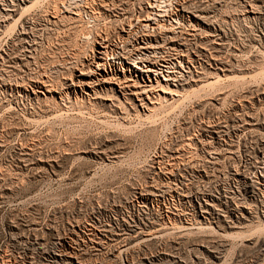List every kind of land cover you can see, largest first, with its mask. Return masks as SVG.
Here are the masks:
<instances>
[{
	"label": "rangeland",
	"instance_id": "374dc122",
	"mask_svg": "<svg viewBox=\"0 0 264 264\" xmlns=\"http://www.w3.org/2000/svg\"><path fill=\"white\" fill-rule=\"evenodd\" d=\"M147 2L0 0V264H264V0Z\"/></svg>",
	"mask_w": 264,
	"mask_h": 264
},
{
	"label": "bare ground",
	"instance_id": "6f19581e",
	"mask_svg": "<svg viewBox=\"0 0 264 264\" xmlns=\"http://www.w3.org/2000/svg\"><path fill=\"white\" fill-rule=\"evenodd\" d=\"M142 1H144V0H142ZM172 1V0H171ZM184 1V0H183ZM145 2H147L146 0H145ZM165 2H169V3H171L170 2V0H149V2H147L148 3V5H147V12H146V15L142 18V19H140V16H138L139 18H138V21H137V23L138 24H141V26L143 27V29H142V32H144V33H142L141 35H139L138 36V34H137V36H138V38L136 39V46H134L133 47V49L131 48V50H130V52H129V54H127V55H129L130 56V60L131 59H133L134 61H135V68H136V70L137 71H134L135 72V76H136V78H139V79H141V80H145V78H144V74H146V75H149V76H147L149 79V83L151 82V79H150V75L152 76H154L155 77V80H156V84L159 86V87H161V86H165V88H166V86H167V88L169 87V88H171V85L172 84H170V81H172V74L174 73V72H172V71H174V68H171L170 67V65H169V62L167 63V62H165V61H160V60H158V59H155L156 58V51L159 49H161V48H163V46H167V48H168V46L170 47V48H172V47H175V44H176V41L178 42V40H176L175 41V38L176 39H178V37L176 36V34H174V35H170L172 32L171 31H169V32H171L170 34H168V33H165V32H158V30L160 29H158V25L160 26V22L161 21H167L168 20V22L169 21H171V22H173V23H177V19H180V18H182V17H180L178 14H172L171 12H168L167 13V11L164 9V7H162V5L161 4H164V5H166L165 4ZM178 2H179V0H178ZM187 2V1H186ZM144 3V2H143ZM128 4V3H127ZM181 4H182V2H181ZM186 4V3H185ZM144 5V4H143ZM142 5V6H143ZM163 5V6H164ZM175 5H176V3H175ZM141 6V7H142ZM167 6H169V4H167ZM171 7H172V5H171ZM171 7H169V8H171ZM175 7V6H174ZM184 7V6H183ZM144 7H142L141 9H143ZM166 8V7H165ZM169 8L167 7L166 9H168V11H171V10H169ZM173 8V7H172ZM187 8H188V6H187ZM163 10H165V11H163ZM142 11V10H141ZM140 11H138V13H139ZM179 12H181V11H179ZM184 12V11H183ZM186 12V11H185ZM128 13V12H127ZM144 13V12H143ZM140 14H142V13H140ZM139 14V15H140ZM145 14V13H144ZM143 14V15H144ZM123 15V14H122ZM184 15V14H183ZM182 15V16H183ZM185 16V15H184ZM142 17V16H141ZM200 18V17H199ZM133 19V18H132ZM126 21V20H125ZM129 21V20H128ZM180 21V20H179ZM184 21V20H183ZM133 22V21H132ZM132 22H130L129 21V23L127 24V25H125V26H128V29H126L127 31H124L123 30V33L124 34H126V40H127V38H129V36H130V32H131V30H133V25H132ZM133 23H135V22H133ZM136 23V24H137ZM173 23H171V24H173ZM124 24V23H123ZM137 24V25H138ZM162 24V23H161ZM182 24V23H181ZM170 25V24H169ZM135 26V25H134ZM140 26V27H141ZM136 27V26H135ZM163 27H165V26H163ZM162 27V28H163ZM177 27V26H176ZM125 28V27H124ZM161 28V29H162ZM181 28V27H180ZM123 29V28H122ZM164 29H167V28H164ZM169 29V28H168ZM167 29V30H168ZM173 29H174V24H173ZM177 29V28H176ZM170 30V29H169ZM180 30V29H179ZM165 31V30H164ZM173 31V30H172ZM179 32V31H178ZM177 33V32H176ZM135 34V35H136ZM185 34V33H184ZM123 36V35H122ZM136 36V37H137ZM182 36H184L183 34H182ZM121 37V36H120ZM131 37V36H130ZM135 37V36H134ZM152 37H154V40H155V45L154 46H152V44L151 45H149L148 43H146V41L148 40V39H150V38H152ZM101 38V37H100ZM102 38H104V37H102ZM112 38V37H111ZM116 38V37H115ZM115 38H112V39H114V42L116 41L115 40ZM119 38V37H118ZM133 38V37H132ZM181 38V36L179 37V39ZM183 38V37H182ZM181 38V39H182ZM185 38V37H184ZM183 38V39H184ZM187 38V37H186ZM107 39V38H106ZM123 39V38H122ZM180 39V40H181ZM182 39V40H183ZM108 40V43H109V38L107 39ZM140 40V41H139ZM181 40V41H182ZM118 41H119V39H118ZM125 41V40H124ZM128 41H129V39H128ZM132 41V40H131ZM130 41V42H131ZM186 41V40H185ZM98 42V41H97ZM106 42V41H105ZM117 42V41H116ZM116 42H115V44H116ZM120 42V41H119ZM126 42V41H125ZM124 42V43H125ZM190 42V41H189ZM99 43V42H98ZM114 44V45H115ZM123 44V43H122ZM128 44V43H127ZM126 44V45H127ZM134 44V43H133ZM185 44H186V42H185ZM184 44V45H185ZM102 45V44H101ZM124 46H125V44H123ZM129 45V44H128ZM224 45V44H223ZM113 46V45H112ZM118 46V45H117ZM102 47V46H101ZM108 47V46H107ZM120 47V46H119ZM122 47V46H121ZM180 47V46H179ZM223 47V46H222ZM104 48V47H103ZM110 48H112V47H110ZM128 48V46H126V49ZM166 48V47H165ZM105 49V48H104ZM116 49H117V47H116ZM124 49V48H123ZM123 49H122V51H123ZM173 49V48H172ZM177 49V48H176ZM176 49H173V50H176ZM111 50H114L113 48L111 49ZM120 50V49H119ZM129 50V49H128ZM179 50V49H178ZM180 50H181V47H180ZM107 51V50H106ZM150 51V52H149ZM183 51V50H182ZM104 52V51H103ZM111 52V51H110ZM113 52V51H112ZM127 52V51H126ZM160 52V51H159ZM163 52V51H162ZM172 52V51H171ZM177 53H179L178 51H176ZM101 53V52H100ZM99 53V54H100ZM109 53V52H108ZM108 53L106 54V55H108ZM157 53H158V51H157ZM177 53H175V55L177 54ZM183 53H184V51H183ZM182 53V54H183ZM94 54V53H93ZM103 54V53H102ZM113 54V53H112ZM118 54H119V52H118ZM148 54H150V55H152L153 56V61H154V63H149V65H147V64H145V63H148V61L147 62H145V59H147L148 57H152V56H148ZM160 54V53H159ZM162 54V53H161ZM171 54V53H170ZM185 54V53H184ZM104 55H105V52H104ZM177 55H180V54H177ZM94 56V55H93ZM122 56V55H121ZM164 56V55H163ZM166 56V55H165ZM172 56V55H171ZM182 56V55H181ZM180 56V57H181ZM184 56V55H183ZM186 56V55H185ZM184 56V57H185ZM187 56H188V54H187ZM186 56V57H187ZM95 57H97V56H95ZM123 57L124 58H126L125 56H124V54H123ZM169 57V56H168ZM105 58V57H104ZM110 58V57H109ZM114 58V57H113ZM113 58H111V59H113ZM120 58V57H119ZM158 58H159V56H158ZM161 58H162V56H161ZM188 58V57H187ZM97 59V58H96ZM101 59V58H100ZM103 59V58H102ZM115 59V58H114ZM116 59H118V56H117V58ZM176 59H178V58H176ZM175 59V60H176ZM185 59V58H184ZM106 60V59H105ZM121 60V59H120ZM126 60H128V59H126ZM148 60V59H147ZM155 60H157L156 62H155ZM179 60V59H178ZM177 60V61H178ZM181 60V59H180ZM94 61H95V59H94ZM150 61H152V59H150ZM149 61V62H150ZM167 61V60H166ZM184 61V60H183ZM171 62V61H170ZM188 62V61H187ZM92 63V62H91ZM107 63V62H106ZM109 63V62H108ZM131 64H133L132 62H130ZM180 63V62H179ZM103 64V63H102ZM145 65V66H142V65ZM83 65V64H82ZM90 65V64H89ZM94 65V64H93ZM105 65V64H104ZM111 65V64H110ZM109 65V66H110ZM88 66V65H87ZM98 66H101V64H99ZM97 66V67H98ZM118 66V65H117ZM178 66V65H177ZM183 66V65H182ZM84 67V66H83ZM86 67V66H85ZM89 67V66H88ZM96 67V68H97ZM102 67H106V66H102ZM180 67V66H179ZM77 68V67H76ZM79 68V67H78ZM87 68V67H86ZM124 68V67H123ZM80 69V68H79ZM91 69V68H90ZM104 69V68H103ZM173 69V70H172ZM177 69V68H176ZM182 69V68H181ZM225 69V68H224ZM222 70V71H226V70ZM84 70H86V69H84ZM98 70V69H97ZM96 70V71H97ZM101 70V69H100ZM188 70V69H187ZM78 71V70H77ZM82 71V70H81ZM131 71H132V69H131ZM93 72V71H92ZM108 72V71H107ZM114 72V71H113ZM119 72H121V71H119ZM177 72V71H176ZM74 74H75V72H73ZM85 73H86V71H85ZM112 73V72H111ZM151 73V74H150ZM177 73H179V72H177ZM190 73V72H189ZM84 74V73H83ZM83 74H81V75H83ZM93 74V73H92ZM99 74V73H98ZM102 74V73H101ZM192 74V73H191ZM79 75V74H78ZM91 75V74H90ZM90 75H88L89 77H91ZM94 75V74H93ZM109 75V74H108ZM179 75V74H178ZM181 75H182V73H181ZM180 75V76H181ZM188 75V74H187ZM74 76V75H73ZM76 76V75H75ZM86 76V75H85ZM113 76V75H112ZM175 76H176V74H175ZM183 76V75H182ZM190 76V75H189ZM72 77V76H71ZM98 77V76H97ZM125 77V76H124ZM185 77V76H184ZM191 77V76H190ZM219 77V76H218ZM76 78V77H75ZM104 78V77H103ZM113 78V77H112ZM177 78V77H176ZM186 78V77H185ZM203 78H204V75H203ZM211 78V77H210ZM73 79V78H72ZM71 79V80H72ZM77 79V78H76ZM91 79V78H90ZM100 79H102V78H100ZM114 79V78H113ZM116 79V78H115ZM115 79H114V81H115ZM119 79V78H118ZM126 79V78H125ZM127 79H128V76H127ZM127 79H126V81H127ZM173 79H175V78H173ZM178 79V78H177ZM177 79L176 80H173V81H177ZM192 79V78H191ZM206 79H208V78H206ZM212 79V78H211ZM99 80V79H98ZM129 80V79H128ZM183 80H186V79H183ZM193 80V79H192ZM195 81H196V79H194ZM199 80V79H198ZM79 81V80H78ZM108 81V80H107ZM110 81V80H109ZM113 81V80H112ZM113 81V82H114ZM122 81V80H121ZM188 81V80H187ZM195 81H193V82H195ZM204 81H205V79H204ZM38 82V81H37ZM72 82H74V80L72 81ZM91 82V81H90ZM111 82V81H110ZM118 82V81H117ZM116 82V83H117ZM125 82V81H124ZM129 82H130V80H129ZM140 82V81H139ZM188 82H190V81H188ZM40 83H43V82H41L40 81ZM77 83V82H76ZM75 83V84H76ZM80 83V82H79ZM85 83V82H84ZM84 83H82L83 84V86L85 85ZM92 83V82H91ZM90 83V84H91ZM112 83V82H111ZM121 83V82H120ZM123 83V82H122ZM177 83H179V82H175L174 84H177ZM183 83V82H182ZM190 83H192V82H190ZM202 83V82H201ZM212 83V82H211ZM215 83V82H214ZM36 84V83H35ZM68 84V83H67ZM72 84H74V83H72ZM98 84V83H97ZM96 84V85H97ZM125 84V83H124ZM140 84V83H139ZM145 84H146V81H145ZM180 84V83H179ZM185 84V83H184ZM208 85H209V83H207ZM43 85V84H42ZM79 85H81V84H79ZM88 85V84H87ZM92 85H93V83H92ZM118 85V84H117ZM129 85V84H128ZM127 85V86H128ZM138 84L136 83V86H137ZM178 85V84H177ZM182 85V84H181ZM192 85V84H191ZM204 85V84H203ZM211 85V84H210ZM72 86H74V85H72ZM78 86V85H77ZM135 86V85H134ZM138 86H141V84L140 85H138ZM142 86H144V85H142ZM151 86V85H150ZM206 86V85H205ZM205 86H203V88L205 87ZM35 87H37L38 89H43V86H35ZM94 87V86H93ZM129 87V86H128ZM145 87V86H144ZM152 87V86H151ZM150 87V88H151ZM158 87V88H159ZM178 87V86H177ZM71 88V87H70ZM91 88V87H90ZM120 88V87H119ZM124 88V87H123ZM126 88V87H125ZM138 88V87H137ZM141 88V87H140ZM153 88H155V86H153ZM157 88V89H158ZM164 88V87H163ZM166 88V89H167ZM183 88V87H182ZM202 88V89H203ZM76 89V88H75ZM94 89V88H93ZM113 89V88H112ZM120 89H122V88H120ZM160 89V88H159ZM162 89V88H161ZM46 91H49V90H47V89H45ZM79 90V89H78ZM85 90V89H84ZM115 90V89H114ZM113 90V91H114ZM126 90V89H125ZM142 90V89H141ZM148 90V89H147ZM151 90V89H150ZM171 90L172 89H170V90H167V91H170L171 92ZM121 91V90H120ZM124 91V90H123ZM130 91H131V89H130ZM143 91V90H142ZM146 90H144V92H145ZM149 91V90H148ZM152 91V90H151ZM159 91V90H158ZM179 91V90H178ZM41 92V91H40ZM43 92V91H42ZM51 92V91H50ZM82 92V91H81ZM127 92V91H126ZM125 92V93H126ZM139 93H140V91H138ZM154 92V91H153ZM152 92V93H153ZM156 92V91H155ZM163 92V91H162ZM175 91L173 90V93H174ZM186 92V91H185ZM116 93V92H115ZM129 93V92H128ZM142 93V92H141ZM160 93V92H159ZM164 93H166V94H168L167 92H164ZM87 94V93H86ZM89 94V93H88ZM96 94V93H95ZM94 94V95H95ZM98 94V93H97ZM117 94V93H116ZM133 94V93H132ZM145 94V93H144ZM176 94H178L177 93V91L175 92V96H176ZM181 94V93H180ZM125 95V94H124ZM128 95V94H127ZM136 95V94H135ZM139 95H141V94H139ZM146 95H147V92H146ZM152 95H154V94H152ZM159 96H160V94H158ZM165 95V94H164ZM169 95V94H168ZM167 95V96H168ZM172 95V94H171ZM118 96V95H117ZM138 96V95H137ZM136 96V97H137ZM178 96V95H177ZM112 97V96H111ZM110 97V98H111ZM130 97V96H129ZM135 97V96H134ZM149 97V96H148ZM157 97V96H156ZM174 97V96H173ZM99 98V97H98ZM109 98V97H108ZM107 98V99H108ZM125 98V97H124ZM131 98V97H130ZM143 98H145V97H143ZM143 98H141L140 100H144ZM153 98V97H152ZM151 98V99H152ZM166 98V97H165ZM170 98V97H169ZM114 99H115V97H114ZM113 99V100H114ZM126 99H128V98H126ZM146 99V98H145ZM155 99H157L158 100V98H155ZM164 99V98H163ZM162 99V100H163ZM112 100V99H111ZM133 100V99H132ZM137 100H138V98H137ZM170 100H171V98H170ZM176 100V99H175ZM127 101V100H126ZM129 101H131V99L129 100ZM135 101V100H134ZM139 101V100H138ZM152 101V100H151ZM154 101V100H153ZM165 101H166V99H165ZM220 101V100H219ZM142 101H140V103H141ZM150 102V101H149ZM159 102V101H158ZM173 102V101H172ZM132 103H133V101H132ZM146 104V102H144L143 101V104ZM153 103V102H152ZM151 103V104H152ZM146 105H148V104H146ZM142 106V105H141ZM154 106V105H153ZM145 107V106H144ZM148 108H150V107H148ZM151 109V108H150ZM149 110V109H148ZM263 137V136H262ZM253 184V183H252ZM263 184V183H262ZM253 187V186H252ZM255 187V186H254ZM254 187H253V189H254ZM257 187V186H256ZM258 190V189H257ZM240 206V205H239ZM243 206L241 205V208H242ZM239 208V207H238ZM243 210V209H242ZM250 210V209H249ZM246 211V210H245ZM251 211V210H250ZM176 215V214H175ZM238 215V214H237ZM242 216V215H241ZM239 217V216H238ZM246 217V216H245ZM247 218V217H246ZM245 219V218H244ZM165 233V232H164ZM148 235V234H147ZM162 236V235H161ZM143 237V236H142ZM157 237V236H156ZM151 240V239H150ZM131 244V243H130ZM129 244V245H130ZM57 255V254H56Z\"/></svg>",
	"mask_w": 264,
	"mask_h": 264
},
{
	"label": "built area",
	"instance_id": "2783aa9c",
	"mask_svg": "<svg viewBox=\"0 0 264 264\" xmlns=\"http://www.w3.org/2000/svg\"><path fill=\"white\" fill-rule=\"evenodd\" d=\"M117 64H118V63H117ZM114 67H115V68H118V69L120 68V66H116V65H114ZM114 67H113V68H114Z\"/></svg>",
	"mask_w": 264,
	"mask_h": 264
}]
</instances>
